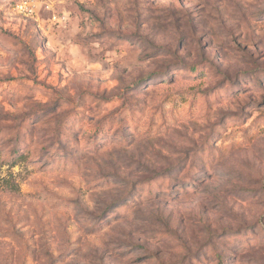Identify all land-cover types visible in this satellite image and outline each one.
I'll return each instance as SVG.
<instances>
[{"label": "rangeland", "instance_id": "1", "mask_svg": "<svg viewBox=\"0 0 264 264\" xmlns=\"http://www.w3.org/2000/svg\"><path fill=\"white\" fill-rule=\"evenodd\" d=\"M0 0V264H264V0Z\"/></svg>", "mask_w": 264, "mask_h": 264}, {"label": "built area", "instance_id": "2", "mask_svg": "<svg viewBox=\"0 0 264 264\" xmlns=\"http://www.w3.org/2000/svg\"><path fill=\"white\" fill-rule=\"evenodd\" d=\"M14 6L15 10L20 13H31L33 11L30 2L26 0H19L15 3Z\"/></svg>", "mask_w": 264, "mask_h": 264}]
</instances>
